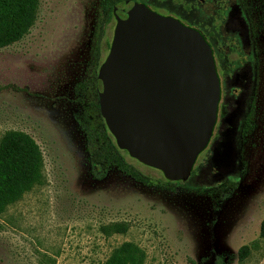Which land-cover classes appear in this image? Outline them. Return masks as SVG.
<instances>
[{"label":"rangeland","instance_id":"obj_1","mask_svg":"<svg viewBox=\"0 0 264 264\" xmlns=\"http://www.w3.org/2000/svg\"><path fill=\"white\" fill-rule=\"evenodd\" d=\"M134 1L185 24V13L200 26L207 13L197 0ZM96 3L39 0L28 33L0 48V138L8 130L23 131L43 159L41 183L0 213V264H103L124 241L143 248L144 264H264V93L252 131L239 138V106L227 113L173 191L115 170L102 179L89 174L71 98L86 60L94 59ZM114 24L97 43L98 64ZM126 159L145 175L166 179L161 170L128 154ZM228 181L236 185L226 197L210 190ZM111 222L125 223L127 231L102 233L100 227ZM242 246L248 255L239 260Z\"/></svg>","mask_w":264,"mask_h":264},{"label":"water","instance_id":"obj_2","mask_svg":"<svg viewBox=\"0 0 264 264\" xmlns=\"http://www.w3.org/2000/svg\"><path fill=\"white\" fill-rule=\"evenodd\" d=\"M100 63L98 103L117 146L170 181L185 180L216 120L219 83L201 33L122 0Z\"/></svg>","mask_w":264,"mask_h":264},{"label":"trees","instance_id":"obj_3","mask_svg":"<svg viewBox=\"0 0 264 264\" xmlns=\"http://www.w3.org/2000/svg\"><path fill=\"white\" fill-rule=\"evenodd\" d=\"M122 0H96L94 46L91 49L94 59H87L84 73L74 83L71 102L76 107L74 119L82 133L85 163L91 176L102 179L112 170L118 171L134 181L146 185L175 190L178 181L151 178L131 165L125 150L120 149L105 123V108L98 103L101 88L97 79L100 66L95 60L98 42L106 27L114 20L116 4ZM243 10L251 21L264 30V0H239ZM39 8V0H0V48L6 47L24 37L34 24ZM108 44V49L110 43ZM253 129L249 116L244 120L242 134ZM42 153L39 145L27 133L20 130H8L0 138V213L17 201L25 192L42 181ZM236 184L222 182L210 190L226 197ZM102 233H125L127 225L123 222H111L100 227ZM260 235L264 237V220L260 224ZM248 255L247 246L238 251V259ZM146 253L132 241H124L115 246L103 264H144ZM165 264H173L171 262ZM198 264H208L200 261ZM211 264H221L217 259Z\"/></svg>","mask_w":264,"mask_h":264},{"label":"flooded vegetation","instance_id":"obj_4","mask_svg":"<svg viewBox=\"0 0 264 264\" xmlns=\"http://www.w3.org/2000/svg\"><path fill=\"white\" fill-rule=\"evenodd\" d=\"M197 3L207 11L201 18L202 26L196 25V18L186 13L182 19L189 24H183L198 30L210 46L219 83L216 120L207 147L225 122L226 114L237 106L239 138L247 136L241 131L247 116L253 128L256 124L259 99H263L264 93V30L255 26L239 0H197Z\"/></svg>","mask_w":264,"mask_h":264}]
</instances>
